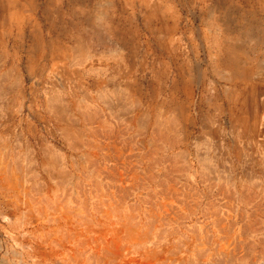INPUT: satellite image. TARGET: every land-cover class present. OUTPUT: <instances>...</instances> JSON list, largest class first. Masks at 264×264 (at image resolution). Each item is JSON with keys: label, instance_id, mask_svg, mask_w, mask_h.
Instances as JSON below:
<instances>
[{"label": "rangeland", "instance_id": "374dc122", "mask_svg": "<svg viewBox=\"0 0 264 264\" xmlns=\"http://www.w3.org/2000/svg\"><path fill=\"white\" fill-rule=\"evenodd\" d=\"M0 264H264V0H0Z\"/></svg>", "mask_w": 264, "mask_h": 264}]
</instances>
